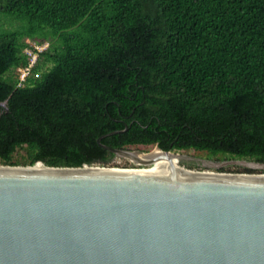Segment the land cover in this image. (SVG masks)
I'll return each mask as SVG.
<instances>
[{
	"label": "trees",
	"instance_id": "1",
	"mask_svg": "<svg viewBox=\"0 0 264 264\" xmlns=\"http://www.w3.org/2000/svg\"><path fill=\"white\" fill-rule=\"evenodd\" d=\"M0 15L21 24L0 28V164L108 167L103 146L264 164V0H0ZM27 39L56 43L18 87Z\"/></svg>",
	"mask_w": 264,
	"mask_h": 264
},
{
	"label": "water",
	"instance_id": "2",
	"mask_svg": "<svg viewBox=\"0 0 264 264\" xmlns=\"http://www.w3.org/2000/svg\"><path fill=\"white\" fill-rule=\"evenodd\" d=\"M172 170L1 165L0 264H264V173Z\"/></svg>",
	"mask_w": 264,
	"mask_h": 264
},
{
	"label": "rangeland",
	"instance_id": "3",
	"mask_svg": "<svg viewBox=\"0 0 264 264\" xmlns=\"http://www.w3.org/2000/svg\"><path fill=\"white\" fill-rule=\"evenodd\" d=\"M21 26V24L11 18L5 17L3 15H0V28L1 29H7V30H16L17 28H19ZM50 43V45H52V43H56V41L54 40H49L47 41ZM12 75L15 77L16 76V71H14L12 73ZM125 150H129V151H133V152H137L140 154H149L151 152H159V150H157L156 148L153 147H145V146H140V147H130V148H126ZM176 153H180V154H185L191 158L186 159V160H182L180 162H173L170 161L169 163L175 166H178L179 168H185V169H189L192 171H199V172H215V173H224V174H248V173H237V171H241L239 168H236L235 166L237 165H233V166H226L224 168H226L227 170L224 172H221L220 170H216V169H209V168H205L202 164L201 161H199V159H204V160H209L211 162H215V163H221V162H232L237 160L236 158L232 157V156H224V155H219L217 157L211 156L206 152H197L194 150H189L186 152H176ZM23 155V152L20 151L16 156H15V160H20L21 156ZM249 162V161H247ZM169 163L167 164V166H169ZM2 164H0L1 166ZM3 166V165H2ZM95 166H102V165H95ZM104 167V166H102ZM109 168H123V169H136V170H141V169H148L150 166H139V165H135L133 164V162H131L130 160L120 157V156H116L113 161L111 166H108ZM228 167V168H227ZM241 167V166H240ZM247 168V167H245ZM223 169V168H222ZM249 169V168H248ZM254 174H260V173H254Z\"/></svg>",
	"mask_w": 264,
	"mask_h": 264
},
{
	"label": "built area",
	"instance_id": "4",
	"mask_svg": "<svg viewBox=\"0 0 264 264\" xmlns=\"http://www.w3.org/2000/svg\"><path fill=\"white\" fill-rule=\"evenodd\" d=\"M50 48L49 42H39L31 39L26 40L24 53L28 57V64L24 67L18 68L17 71V86L25 87L29 80L36 79L41 76L40 72H35L41 55L47 52ZM123 169V168H119Z\"/></svg>",
	"mask_w": 264,
	"mask_h": 264
},
{
	"label": "bare ground",
	"instance_id": "5",
	"mask_svg": "<svg viewBox=\"0 0 264 264\" xmlns=\"http://www.w3.org/2000/svg\"><path fill=\"white\" fill-rule=\"evenodd\" d=\"M139 158L141 159H154L155 162L152 166H150L148 169H141L143 172H155V173H173L172 168L181 169L178 166H175L170 164V161L173 162H179V159L177 157H174L172 155H166L163 152H151L150 154H138ZM169 163V166L167 164ZM136 171V170H132Z\"/></svg>",
	"mask_w": 264,
	"mask_h": 264
},
{
	"label": "flooded vegetation",
	"instance_id": "6",
	"mask_svg": "<svg viewBox=\"0 0 264 264\" xmlns=\"http://www.w3.org/2000/svg\"><path fill=\"white\" fill-rule=\"evenodd\" d=\"M242 167V166H241ZM228 168V167H227Z\"/></svg>",
	"mask_w": 264,
	"mask_h": 264
}]
</instances>
